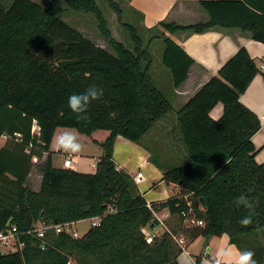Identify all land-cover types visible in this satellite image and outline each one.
<instances>
[{"label":"trees","instance_id":"trees-1","mask_svg":"<svg viewBox=\"0 0 264 264\" xmlns=\"http://www.w3.org/2000/svg\"><path fill=\"white\" fill-rule=\"evenodd\" d=\"M3 1L0 139L7 137V142L0 149V233L15 227L17 235L14 252L0 250V264H179V256L198 238L223 235L264 264V247L258 246V237L264 236V164L256 162L259 150L252 143L261 123L240 102L260 71L246 49L239 48L217 76L175 111L153 82L151 54L137 29L123 22L118 3L101 0L128 33L132 51L112 38L96 0H51L46 8L31 0H9L7 7ZM195 1L208 22L189 27L160 22L149 29L160 31L152 39L161 40V63L169 71L172 89L187 80L195 64L171 40L177 32L237 29L264 44V0ZM62 4L74 13L92 15L113 53L62 21ZM93 84L103 89V96L90 104L86 116H78L68 108V97ZM217 104L223 112L213 120L210 112ZM34 123L39 132L32 134ZM69 130L80 143L100 152L94 174L53 166V156L62 150L57 138ZM153 130L169 138V152L184 159L182 166L164 167L153 159L143 144ZM117 137L145 149L164 183L179 193L148 206L133 177L117 169ZM44 153L47 158L41 161ZM33 168L41 177L37 192L26 187ZM241 194L251 207L234 205ZM161 209L174 218L173 227L147 242L142 230L157 224L153 212ZM189 209L188 217L203 226L184 223ZM245 217L251 222L242 224ZM95 218L98 226L77 238L54 230L42 239L28 234L38 222L54 226Z\"/></svg>","mask_w":264,"mask_h":264},{"label":"crops","instance_id":"crops-1","mask_svg":"<svg viewBox=\"0 0 264 264\" xmlns=\"http://www.w3.org/2000/svg\"><path fill=\"white\" fill-rule=\"evenodd\" d=\"M126 2L128 10L140 17V26L146 31L160 22L189 27L204 24L209 19L207 13L195 0H126ZM171 40L195 63L187 80L178 89H172L171 81L157 84L160 90L169 94L167 97H169V101L171 100L170 103L174 109L183 107L212 77L217 76L221 67L236 54L239 48L246 49L260 74L252 80L246 92L240 97V102L255 113L260 120L261 129L252 138V143L259 150L255 158L256 162L264 164V44L251 40L249 35L237 29L224 28H214L202 34L177 32L171 36ZM222 112V105L217 104L210 112V117L217 120L221 117ZM6 142L7 137L0 139V149ZM82 146V150L77 153L61 150L60 154L53 156V166L62 168L64 160L70 158L72 161L71 170L83 174V171L80 170L83 162H89L91 159L89 173L94 174L101 154L86 144L82 143ZM149 156V153L140 146L122 137L116 138L113 159L117 169L124 170L133 177L148 206L164 203L179 193L176 186L164 183L162 172L149 161ZM46 158L47 154L44 153L41 161H45ZM33 163L39 164L35 159ZM30 175L31 172L28 177ZM38 179V188L30 190L34 192L39 190L41 177ZM155 214L163 226L157 222L156 225L142 230L151 238L160 236L165 232V229L169 232L175 222L167 209L158 210ZM237 250L234 245L230 244L227 235L214 237L208 241L201 237L184 250L178 258V263L185 264V260L191 258L194 264H196V259H199L198 264H216L217 261L219 264H229L231 257V264H235Z\"/></svg>","mask_w":264,"mask_h":264},{"label":"rangeland","instance_id":"rangeland-1","mask_svg":"<svg viewBox=\"0 0 264 264\" xmlns=\"http://www.w3.org/2000/svg\"><path fill=\"white\" fill-rule=\"evenodd\" d=\"M3 1V0H2ZM41 7L46 8L51 0H31ZM119 4L120 8L123 11V22L129 25H133L137 29V33L142 40V44L144 47L148 48L149 53L152 58V70L151 77L153 82L158 83H169L170 75L169 71L162 65L161 63V55L163 51V46L161 40H154L155 36L159 35L160 31L156 28L155 31L144 30L140 26V17L134 14L132 11L128 10V5L126 0H112ZM11 2V1H10ZM9 0H4L3 4L7 7L10 4ZM98 7L100 8L103 17L106 21L107 27L110 31L112 38L125 46L129 51L133 50V44L130 40L128 33L120 26L117 21L116 16L113 11L109 9L101 0H96ZM63 8V12L59 15V18L64 21L66 24L74 28L80 34H82L85 38L95 43L98 47L106 50L109 53H113L111 47L108 42L101 36L97 23L92 15L89 14H78L74 13L65 8V5H61ZM166 97L169 96L168 93H165ZM169 99V97H167ZM171 101V100H170ZM179 109H175L178 111ZM168 123L174 124L172 118H168ZM154 131V130H153ZM151 132L148 136L143 139V144L147 147V149L153 155V159L164 167H178L184 164V159L178 156H174L169 152V138H164V136L160 137L162 133L160 130H155ZM167 135V134H165ZM170 135V134H169ZM152 136V137H151ZM171 137V136H170ZM168 139V140H167ZM82 144V143H81ZM63 160V159H62ZM91 160V159H90ZM90 160L89 162L84 161L80 170L83 171V174H91L90 171ZM56 161V160H55ZM57 162V161H56ZM63 162V161H62ZM40 178L35 171V168L32 169L30 177L27 180V188L29 189H37L38 181ZM90 228L89 221H82L75 225L74 232L75 236L81 237L83 236ZM160 231V230H159ZM161 231H163L161 229ZM259 245L264 247V236H259ZM14 245H11L10 248H13ZM2 253H11L9 249H5Z\"/></svg>","mask_w":264,"mask_h":264},{"label":"clouds","instance_id":"clouds-1","mask_svg":"<svg viewBox=\"0 0 264 264\" xmlns=\"http://www.w3.org/2000/svg\"><path fill=\"white\" fill-rule=\"evenodd\" d=\"M103 96V89L95 84L88 86L85 91L81 93H73L68 97L67 106L68 108L78 116H86L90 104L95 101H99ZM57 147L62 149L65 152L77 153L82 150V144L77 139V135L73 134L70 130L61 133L57 138ZM236 207L244 206L251 207L249 198L241 194L236 197L233 201ZM251 222L250 217H245L241 223L248 224ZM237 259L235 264H257L253 259L254 253L252 251H243L240 252L237 250L235 254ZM185 264H194V261L191 258L185 260ZM219 264V261L216 262ZM229 264H231V257L229 258Z\"/></svg>","mask_w":264,"mask_h":264},{"label":"built area","instance_id":"built-area-1","mask_svg":"<svg viewBox=\"0 0 264 264\" xmlns=\"http://www.w3.org/2000/svg\"><path fill=\"white\" fill-rule=\"evenodd\" d=\"M37 132H39V129L36 126V124L34 123L32 130H31V133L35 134ZM62 168H64V169H71L72 168V161L70 158H67L64 160ZM187 206H189V204ZM190 213L191 212L189 209L188 213L186 215H184V218H183L184 223L189 224V225H194V226H203V223L201 221H197L195 218L188 217V215ZM153 216L156 219V221L158 220L157 221L158 224L163 226V223L160 222L158 218H156L155 212H153ZM89 222H90V227H95V226H98L99 220L97 218H95V219L90 220ZM75 225H76L75 223H66L63 225L47 226L42 222H38L35 226H33V230L31 232H29L28 234H35L38 239H42L47 231L54 230L55 233H57V234L65 232V233L71 235L73 238H77V236H75V232H74ZM166 231H167V229H165V232ZM5 232H7L8 234L4 235ZM16 235H17V231H16L15 227L0 233V250L3 251L5 249H9L11 252H14L15 246L13 248H10V246L14 245ZM144 235L147 239V242H150L152 240L151 236L146 235V234H144ZM68 264H73V263L69 262Z\"/></svg>","mask_w":264,"mask_h":264},{"label":"water","instance_id":"water-1","mask_svg":"<svg viewBox=\"0 0 264 264\" xmlns=\"http://www.w3.org/2000/svg\"><path fill=\"white\" fill-rule=\"evenodd\" d=\"M199 204H200L201 208L204 210L205 209V203H204V200L202 198L199 199ZM10 224H11V220L7 223V225H6L7 228H9ZM7 234H8L7 232L4 233V235H7Z\"/></svg>","mask_w":264,"mask_h":264}]
</instances>
